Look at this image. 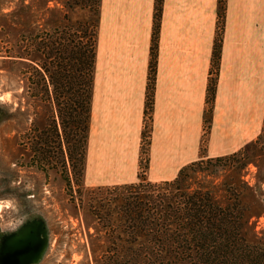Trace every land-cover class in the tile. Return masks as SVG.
<instances>
[{
    "label": "crops",
    "instance_id": "crops-1",
    "mask_svg": "<svg viewBox=\"0 0 264 264\" xmlns=\"http://www.w3.org/2000/svg\"><path fill=\"white\" fill-rule=\"evenodd\" d=\"M222 7L219 28V0H160L158 12L155 0H99L84 184L131 182L141 172L150 181L171 179L184 164L237 152L257 137L264 0H223Z\"/></svg>",
    "mask_w": 264,
    "mask_h": 264
},
{
    "label": "rangeland",
    "instance_id": "rangeland-1",
    "mask_svg": "<svg viewBox=\"0 0 264 264\" xmlns=\"http://www.w3.org/2000/svg\"><path fill=\"white\" fill-rule=\"evenodd\" d=\"M97 3L0 0V264H120L125 256L107 246L125 236L122 202L151 193L89 186L78 171L82 133L66 111L73 98L70 51L75 43L86 44ZM11 10L12 31L21 39L15 58L6 55ZM50 36L60 45L57 60L30 50L34 40ZM42 61L49 71H59V85L49 83ZM147 104L145 120L150 96ZM145 145L146 138L143 150ZM187 174L192 186L208 188L221 204L235 194L246 218L245 241L264 247V124L233 156L203 161Z\"/></svg>",
    "mask_w": 264,
    "mask_h": 264
},
{
    "label": "trees",
    "instance_id": "trees-1",
    "mask_svg": "<svg viewBox=\"0 0 264 264\" xmlns=\"http://www.w3.org/2000/svg\"><path fill=\"white\" fill-rule=\"evenodd\" d=\"M99 4V0H97ZM160 0H155V10H159ZM223 0H219V22L223 10ZM98 17V9H96ZM155 12V14H156ZM9 28L6 31L7 56L19 57L20 34L12 31L15 25L14 10L8 14ZM96 22L91 25L86 35V44L80 47L75 43L71 47V111H66L71 122L80 123L82 148L78 171L82 176L85 143L88 130L89 101L91 95V81L96 42ZM18 48V49H17ZM31 52L50 54L48 58L57 60L60 45L53 37H44L31 43ZM219 39L213 46V68L219 57ZM154 47L151 46V60ZM53 55V57H52ZM45 72L48 73L49 83L59 85V71H49L42 61ZM147 97L150 96V82ZM214 79L208 84L207 100L213 94ZM209 108V107H208ZM208 108L205 113V123L208 124ZM229 154L204 157L182 165L171 179L150 181L143 174L131 182L106 185L105 188H133L134 190L149 189L151 193L144 195L131 194L123 200L120 208V232L125 236H118L121 242H111L108 251H121L124 257L120 264H264V247L256 246L245 241L243 224V206L238 197L233 194L223 204L219 203L206 187L192 186L188 181V170L204 162L220 161L233 156ZM38 154V153H37ZM143 186V187H140ZM155 189V193L152 190ZM144 244L142 247L141 245ZM118 246V247H117Z\"/></svg>",
    "mask_w": 264,
    "mask_h": 264
},
{
    "label": "built area",
    "instance_id": "built-area-1",
    "mask_svg": "<svg viewBox=\"0 0 264 264\" xmlns=\"http://www.w3.org/2000/svg\"><path fill=\"white\" fill-rule=\"evenodd\" d=\"M219 28H220V22H219ZM146 106H147V108H146V111H145V119H147V117H148V116H147V112H149V108H150V105H149V104H147ZM144 139H145V138H144ZM144 139H143V140H144Z\"/></svg>",
    "mask_w": 264,
    "mask_h": 264
}]
</instances>
